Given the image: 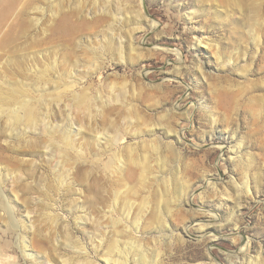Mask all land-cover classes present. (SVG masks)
Masks as SVG:
<instances>
[{
	"label": "rangeland",
	"instance_id": "374dc122",
	"mask_svg": "<svg viewBox=\"0 0 264 264\" xmlns=\"http://www.w3.org/2000/svg\"><path fill=\"white\" fill-rule=\"evenodd\" d=\"M25 1L11 11L0 73L7 62L20 78L22 64L37 63L82 78L58 83L62 100L48 106L45 88L26 87L50 116L37 131L4 112L19 99L0 101V264H31L27 252L44 264H264V0H112L123 15L96 24V3L111 0H37L40 23H29L30 7L22 26ZM75 5L84 12L70 22L92 28L59 22ZM137 13L157 25L121 49ZM66 128L81 130L67 156Z\"/></svg>",
	"mask_w": 264,
	"mask_h": 264
},
{
	"label": "bare ground",
	"instance_id": "6f19581e",
	"mask_svg": "<svg viewBox=\"0 0 264 264\" xmlns=\"http://www.w3.org/2000/svg\"><path fill=\"white\" fill-rule=\"evenodd\" d=\"M17 1L18 0H8V5H7V8L6 9H4V11H3V15H2V19L0 20L1 22H3V24H1L0 23V49H2L3 48V46H2V43H3V41H4V46L7 44V39H6V37H7V33H9V31H10V23H9V21H10V14H11V11L15 8V7H17V5H18V3H17ZM19 1H22V0H19ZM47 1H51V0H47ZM68 1V0H67ZM117 1V0H116ZM119 1V0H118ZM141 1V0H140ZM40 3V2H39ZM67 3V2H66ZM69 3V2H68ZM67 3V6H69V4ZM109 3V2H108ZM118 3V2H117ZM116 3V4H117ZM142 3V2H141ZM33 8L34 9V12H32L31 13V16H30V20H29V23L30 24H36V25H38L39 23H40V21H41V19H42V17H41V13L40 12H37L38 11V9H41L42 10V6L41 5H38L37 4V0H26L25 1V3H24V5H23V7L21 8V12H24L23 13V15H22V17H21V19L20 18H18V21L19 20H21L20 21V23H21V25L23 26V22H22V19H25L26 18V16H27V12L29 11L28 10V8ZM53 7H55V8H52V10H51V14H50V16H51V18L53 17H56L58 14H59V12L62 10V9H60V11H59V7L61 8V7H65V3H64V5H62L61 3L60 4H57L56 6H53ZM75 11L73 12L72 10H73V8L72 7H70V8H68V9H66V10H64L63 11V14L61 15V18H60V21L59 22H61L62 24H64L66 27H69V29L70 30H72L73 31V33H75V32H78V31H81L82 29H83V27L86 29V28H92L97 22H99L101 19L100 18H103V16L104 15H107V16H109V18L113 21V22H115L114 20H118L119 21V18H121V15H123V13H124V11L122 12V10L123 9H121V8H119L118 6H115V3H112V0H111V2L109 3V4H107L106 3V1L105 2H103V3H101V4H99V5H97V3H96V8H95V14H97V13H101V17H98V18H96L95 20V24L93 25V26H89L90 25V23L91 22H88V23H85V24H83V26H82V28L81 29H79L80 27H81V25H79L78 23H82V22H78L77 24H75V23H73V22H70V17L71 16H73V15H76V14H79V13H82V12H84V8L83 7H81V6H79V5H75ZM45 8V7H44ZM66 8V7H65ZM64 8V9H65ZM35 10H36V13H35ZM87 10V9H86ZM139 12V11H138ZM92 12H88L87 14H91ZM94 13H92V14H94ZM126 13V12H125ZM32 14H33V16H32ZM60 15V14H59ZM100 15V14H99ZM126 15V14H125ZM130 15V14H129ZM80 16V15H79ZM135 19H134V22L136 23V24H139V25H137V26H134V27H132V29H131V31H130V33H129V36H128V38H124V37H121V36H119L118 38H117V42H118V47H120L121 49L123 48V42L125 41V40H127L128 41V44L129 45H133V43H134V39H133V37H134V35H135V32L137 31V30H139L140 28H142V25H146L147 24V26H149L150 28H154V27H156V25H157V23L155 22V21H153V23H150V19H148V15H144L143 13L141 14H139V13H137L135 16ZM138 17H140V19L138 18ZM125 18V17H124ZM137 18V19H136ZM94 19V18H93ZM129 19V18H128ZM18 21H17V23H18ZM121 21V20H120ZM128 21V20H127ZM125 39V40H124ZM108 40H110V39H108ZM113 40H114V38H113ZM113 40H111L110 42H112ZM116 41H115V43H116ZM199 42L201 43V40H199ZM114 43V44H115ZM108 44V43H107ZM117 45V44H116ZM120 48H118V49H120ZM167 50V49H166ZM175 50V49H174ZM177 53H178V56H179V61L181 60V58H182V55H181V52L179 51V50H177L176 51ZM229 61H230V59H229ZM228 61V62H229ZM3 63V62H2ZM6 64H8L7 62H5L4 64H3V66H2V73H3V76L2 77H0V87L2 88V87H13L12 88V91H13V93L11 94V96H10V98H8L6 95H3L4 94V92L2 91V89L0 88V101H4V102H7L8 101V99H10V100H12V99H19L20 101H16L17 102V104H18V106L17 107H15V108H9V109H5L4 108V112L6 111V113H7V115H8V117H9V120L11 121V123L14 125V124H18L19 122H27L28 123V125H30V128L31 129H36V130H34V131H37V128H38V120H40V118H41V116L42 115H46V116H49V114H48V111H46V112H43L42 110H41V108H42V103L40 102L38 105H34L32 102H33V100H32V98H31V93L29 94V92H28V90H26V87H35V90L37 91V92H40L41 90H43L44 88L46 89V93L45 94H47L48 95V99L49 100H47V102H46V104H47V106L49 105V103H51L53 100H55V101H57V102H59V101H61L62 99L58 96V97H54L53 96V91H55V90H57L56 89V87L58 86V83H61L62 81L64 82V83H66V85H72V83L74 82V80H77V81H81V78L82 77H79V78H75V79H73V80H71V81H69V82H67V80H68V78H70L71 77V75H70V73L68 74H66V75H61V74H58V77L57 76H55L54 75V72H57V70H56V67L55 66H50L49 64H45V65H43V66H41V65H39V64H37V63H30V66L28 67V66H26L25 64L23 65H21L20 66V72H21V77L20 78H18V76H16V78H13V76L12 77H10V76H8V73H7V71H6V69L8 68L7 66H5ZM28 64V63H27ZM29 65V64H28ZM1 67V66H0ZM1 71V70H0ZM60 72V71H59ZM58 72V73H59ZM2 73H0V74H2ZM35 78H34V77ZM60 76V77H59ZM73 77V76H72ZM71 79V78H70ZM52 83V84H51ZM50 84L53 86V87H51L50 86ZM42 85H44V86H48V87H41ZM21 87H25V88H21ZM44 94V93H43ZM56 96V95H55ZM37 99H38V97H37ZM36 99V100H37ZM89 98L86 96V95H83V96H79V95H76L75 96V98H74V103H76V104H78V106L80 107L81 105H83V106H88V102H89V100H88ZM73 100V99H72ZM54 101V102H55ZM37 102H39V100H37ZM3 104V103H2ZM8 104V103H7ZM6 104V105H7ZM75 104V105H76ZM68 105H71V104H68ZM74 105V106H75ZM45 108V107H44ZM82 108V107H81ZM48 109V108H47ZM50 117V116H49ZM48 119H50V118H48ZM10 123V124H11ZM26 123V124H27ZM22 124V123H21ZM20 124V125H21ZM25 124V125H26ZM50 125H51V123H50ZM10 126V125H9ZM71 126V125H70ZM73 126V125H72ZM28 127V126H27ZM37 127V128H36ZM81 128H82V126H80ZM13 128V127H12ZM16 128V127H15ZM69 128V127H68ZM68 128H66L65 130H62V132H61V134H60V138H61V142H62V144L59 142V145H62V147L61 148H59L60 149V152H63L64 154H66V156H67V151L68 150H75V151H79V149H80V147L79 146H77V143H76V138L75 137H79V134L81 133V130L80 129H78L77 131H76V133H74L73 134V131L72 130H70V129H68ZM73 128V127H72ZM30 129V130H31ZM11 130V129H10ZM13 132V131H12ZM50 133L49 135H51V139H49V140H51V142H50V144H47V148L49 149L50 148V146L52 145V143H54L53 141L55 140V135L53 134L54 132H53V130L51 131L49 128H48V131L46 130L45 131V133L44 134H46V133ZM51 132H53L52 134H51ZM178 134V133H177ZM46 135H48V134H46ZM76 135H78V136H76ZM177 136V139L178 140H180V138H181V135H176ZM176 136H175V138H176ZM50 137V136H49ZM57 140V139H56ZM58 141V140H57ZM110 142V141H109ZM56 143H58V142H56ZM58 146V145H57ZM55 147V146H54ZM53 147V148H54ZM56 148V147H55ZM58 149V150H59ZM48 152V151H47ZM54 152V151H53ZM59 152V151H58ZM58 154V153H57ZM52 159V158H51ZM53 160H55V159H53ZM52 162V161H51ZM119 169V168H118ZM57 174V173H56ZM70 175V173L68 172V174H67V176H69ZM81 173L80 172H78V173H76V176L74 177H71V178H79V177H81ZM58 176H59V174H58ZM64 176V175H63ZM63 176H59V179L61 180V181H63L62 182V184H63V186H65V187H68V186H70L71 184H72V182L74 181V180H72V181H68L65 177H63ZM66 176V177H67ZM78 180V179H77ZM59 181V180H58ZM77 183H78V181H76ZM73 183H75V182H73ZM74 185V184H73ZM246 188V187H245ZM247 188L249 189V186L247 185ZM78 190H80L79 188H77ZM78 190H77V192H78ZM76 193V192H75ZM82 191H81V193H79V195H82ZM3 194V193H2ZM78 194V193H77ZM16 198V197H15ZM38 198V197H37ZM77 198H78V200H82V199H79L80 198V196L78 197L77 196ZM40 199H41V197H40ZM44 199V198H43ZM42 199V200H43ZM48 199V198H47ZM46 199V200H47ZM51 199V198H50ZM75 200V199H74ZM77 201V200H76ZM13 202V200H11V199H9V202L7 203V204H9V206L8 207H10V210H11V213L14 211V207H13V205L11 204ZM44 202V201H43ZM46 202H49V201H46ZM45 204V203H44ZM49 204V203H48ZM49 205H51V204H49ZM48 205V206H49ZM54 205V204H53ZM9 211V210H8ZM10 213V212H9ZM8 213V214H9ZM31 215V211H28L27 212V215L25 216V220H29V218L31 217L30 216ZM30 216V217H29ZM50 216H51V214H50ZM12 217H14V214H13V216ZM52 218V217H51ZM23 219V220H24ZM31 219V218H30ZM215 220H217V219H215ZM213 223H215V222H213ZM251 246H250V244H249V239H247V240H245L244 241V244L242 245V247L240 248V250H241V252H243V253H245V252H247V251H249V248H250ZM27 252V251H26ZM231 254H233V253H231ZM233 255H239V253L238 254H233ZM26 256L30 259V262H31V264H40V263H43L44 264V261H40V262H37L36 260H35V256H34V254L33 253H26ZM247 256V258L249 257V259H250V255H246ZM247 258H245V259H247ZM111 260H116V262H118V264H130V262H129V260L127 259V257H125V256H121L119 259H112V258H107V260L105 261V263L104 264H109L110 262H111ZM140 260H142V259H140ZM254 260V259H253ZM249 261H251V259L249 260ZM48 261H46V263H47ZM65 262V264H68V261H64ZM90 262H92V261H90ZM137 262V261H136ZM135 262V263H136ZM142 262V261H141ZM144 262V261H143ZM254 262V261H253ZM88 264H90L89 263V261L87 262ZM252 263V262H251ZM133 264V263H132ZM137 264V263H136ZM214 264H216L215 262H214ZM244 264V263H243Z\"/></svg>",
	"mask_w": 264,
	"mask_h": 264
}]
</instances>
